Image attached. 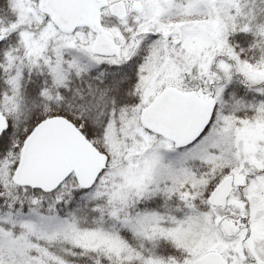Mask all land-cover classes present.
<instances>
[{
	"label": "snow or ice",
	"instance_id": "1",
	"mask_svg": "<svg viewBox=\"0 0 264 264\" xmlns=\"http://www.w3.org/2000/svg\"><path fill=\"white\" fill-rule=\"evenodd\" d=\"M0 264H264V0H0Z\"/></svg>",
	"mask_w": 264,
	"mask_h": 264
}]
</instances>
